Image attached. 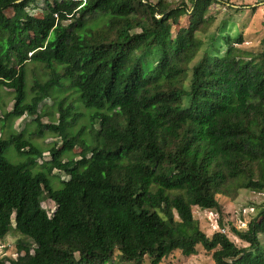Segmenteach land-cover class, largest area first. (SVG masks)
<instances>
[{
	"label": "trees",
	"instance_id": "1",
	"mask_svg": "<svg viewBox=\"0 0 264 264\" xmlns=\"http://www.w3.org/2000/svg\"><path fill=\"white\" fill-rule=\"evenodd\" d=\"M34 1L0 0V95L13 97L2 119L33 115L35 134L45 128L63 142L34 170L43 151L22 131L0 139V240L22 235L16 257L0 264H159L197 245L215 264H264V201L246 228L229 226L240 244L226 231L207 235L192 214L215 210L224 229L219 195L264 192V35L260 51H242V34L222 22L190 66L203 44L196 25L221 0H42L40 15L26 10ZM184 15L176 42L171 24ZM47 98L56 124L39 121ZM75 100L94 111L71 134L83 116ZM10 146L24 159L10 162Z\"/></svg>",
	"mask_w": 264,
	"mask_h": 264
},
{
	"label": "rangeland",
	"instance_id": "2",
	"mask_svg": "<svg viewBox=\"0 0 264 264\" xmlns=\"http://www.w3.org/2000/svg\"><path fill=\"white\" fill-rule=\"evenodd\" d=\"M156 3L157 0H149ZM180 0H165L167 7L175 6ZM42 6V0H35L30 4L26 10L32 14L40 15ZM8 14L11 11L8 10ZM205 23L202 25H196V29L199 38L202 40V47L192 59L190 66H193L197 60L201 57L203 49L208 47L207 39L210 37V33L216 34L217 27L221 26L220 23L224 22L223 32H227L230 36L242 34L243 43L236 45L240 50H245L251 53H256L263 48L261 39L264 35V0H221V2H213L209 5L208 9L204 13ZM190 18L187 15L182 16L171 24L170 34L176 42H180L182 36L186 33ZM222 25V26H223ZM221 26V27H222ZM224 33V34H225ZM211 34V35H212ZM225 43L221 44V49L224 50ZM32 67L29 63L28 68ZM42 71V70H41ZM190 74V70L179 72L178 83L183 82L187 84V75ZM42 73H39V78L43 79ZM30 77V76H29ZM0 139L8 138L10 134L15 132H23L24 138L28 139L34 146L39 147L43 151L42 158L37 161V166L34 170H38L39 164L50 159L49 149L53 145L55 148H62V138L58 134L52 133L48 129L35 134L39 130V126L34 120L33 115L24 114L18 118L7 117L3 118L4 112L10 111L13 107L12 90L2 89L0 95ZM70 100V99H69ZM79 100H75V112L79 110L83 114L78 121L71 126L70 133H76L78 128L87 122V116L94 110L81 106ZM80 105V106H79ZM38 117L41 124H48L50 122L57 123L58 113L53 109L52 98H47L38 105ZM98 122L94 125L93 129L89 130V134L94 133L98 127ZM80 147L76 145L69 152H64L62 161H66L70 155L78 158ZM69 154V157L67 156ZM5 157L10 162H19L24 159V156L18 154L14 147L10 146L5 152ZM53 173L60 178H67V175L59 169H54ZM54 181V187H61L59 179L51 178ZM221 204L222 220L225 223V228L221 229L218 225L220 214L215 210L202 209L198 206L192 207L193 219L198 223L200 229H202L207 235H211L216 230L228 232L229 237L237 244H240L238 238L229 232V226L233 225L237 228H246L248 221L253 218L256 213V207L264 201V192L240 189L235 197L232 199L225 195L218 196ZM42 207L46 210L48 215H51L55 209L54 202L49 198H44L41 202ZM22 230V229H20ZM21 232V231H20ZM22 235L19 232L10 231L3 239L0 240V258L7 256L8 258H15L16 253V240L20 239ZM31 242V239H30ZM212 251L205 250L201 245H197L196 252L191 255H184L179 250L171 252L164 257L159 264H215L211 256ZM5 264H9L6 262ZM112 264H119L113 262ZM142 264H149L147 260H144Z\"/></svg>",
	"mask_w": 264,
	"mask_h": 264
}]
</instances>
